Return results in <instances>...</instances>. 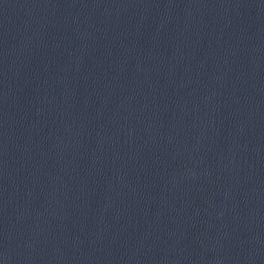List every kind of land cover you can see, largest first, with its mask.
I'll use <instances>...</instances> for the list:
<instances>
[{"label":"water","instance_id":"water-1","mask_svg":"<svg viewBox=\"0 0 264 264\" xmlns=\"http://www.w3.org/2000/svg\"><path fill=\"white\" fill-rule=\"evenodd\" d=\"M0 264H264V0H0Z\"/></svg>","mask_w":264,"mask_h":264}]
</instances>
